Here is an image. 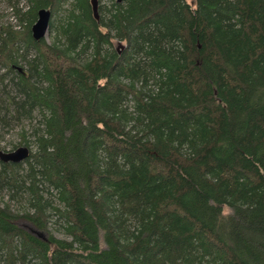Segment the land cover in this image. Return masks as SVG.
Segmentation results:
<instances>
[{
	"label": "trees",
	"instance_id": "obj_1",
	"mask_svg": "<svg viewBox=\"0 0 264 264\" xmlns=\"http://www.w3.org/2000/svg\"><path fill=\"white\" fill-rule=\"evenodd\" d=\"M28 2L0 25L6 109L41 114L27 169L0 160L33 209L0 200L2 264H264V0Z\"/></svg>",
	"mask_w": 264,
	"mask_h": 264
},
{
	"label": "rangeland",
	"instance_id": "obj_2",
	"mask_svg": "<svg viewBox=\"0 0 264 264\" xmlns=\"http://www.w3.org/2000/svg\"><path fill=\"white\" fill-rule=\"evenodd\" d=\"M192 1V0H188ZM29 6L28 0H0V25L2 24H12L16 28H20L21 25L19 23L18 17L15 13V7H20L22 10L27 9ZM48 40H51V36L49 33L46 35ZM116 44H119V49L124 47V42L119 41L118 39H114ZM34 55L33 49H30L28 52V57H32ZM24 65V71L27 69V65L22 62ZM3 69H1L2 71ZM14 72L10 73L12 76ZM11 93H15V89L11 86L7 87ZM0 149L9 151L14 150L16 147L23 145L24 143H18L20 136L19 133L22 131H27V136L33 141L31 143L32 149L36 148V143L34 142L36 131L38 127H40V119L41 114L38 109L33 111V116L30 118L22 117L20 119H16L11 117V112L6 109L7 102L4 100V95L0 94ZM27 169V162L22 161V169L21 172H24ZM53 194L49 193L47 190H44V194L48 197L52 204L62 206V203L58 200L55 195V190L50 189ZM12 190L7 187L0 185V200L3 205L4 202H9L12 210L18 212L24 211H32L33 209L28 204L27 194L19 193L16 196L11 197ZM48 212H52L51 208H47ZM14 222L21 226L22 228L30 231L34 235L44 238L47 236V231L45 229L37 227L26 217H18L14 219ZM64 220L57 217L55 214H51L50 220L48 223V228L53 232L55 236L58 237H68L66 234L64 227ZM0 264H2V259L0 256ZM29 264H33V261Z\"/></svg>",
	"mask_w": 264,
	"mask_h": 264
},
{
	"label": "water",
	"instance_id": "obj_3",
	"mask_svg": "<svg viewBox=\"0 0 264 264\" xmlns=\"http://www.w3.org/2000/svg\"><path fill=\"white\" fill-rule=\"evenodd\" d=\"M121 1V0H118ZM93 13L95 17L99 18V2L98 0H90ZM51 11L48 8H40L37 12V18L31 25V33L35 40H40L46 37L48 33L49 21ZM30 154V148L28 145L23 144L16 147L14 150H1L0 149V160L4 162H21L27 158Z\"/></svg>",
	"mask_w": 264,
	"mask_h": 264
}]
</instances>
